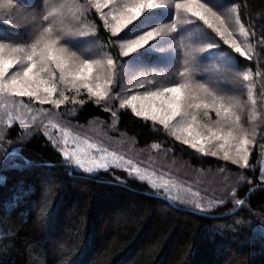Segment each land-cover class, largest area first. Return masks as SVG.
Returning a JSON list of instances; mask_svg holds the SVG:
<instances>
[{
  "label": "trees",
  "instance_id": "1",
  "mask_svg": "<svg viewBox=\"0 0 264 264\" xmlns=\"http://www.w3.org/2000/svg\"><path fill=\"white\" fill-rule=\"evenodd\" d=\"M226 2L237 6L255 46L253 59L226 46L252 70L261 100L262 128L248 165L202 153L130 107L114 114L88 96L66 106L59 118L73 121L67 125L50 119L46 132L26 135L17 121L1 129L0 264H264V234L253 228L257 215L264 222V0ZM88 19L122 63L120 42L133 31L114 35L96 9ZM93 119L115 121L140 148L164 149L154 157L162 153L203 171L236 173V200L205 194L69 127Z\"/></svg>",
  "mask_w": 264,
  "mask_h": 264
},
{
  "label": "rangeland",
  "instance_id": "2",
  "mask_svg": "<svg viewBox=\"0 0 264 264\" xmlns=\"http://www.w3.org/2000/svg\"><path fill=\"white\" fill-rule=\"evenodd\" d=\"M125 2L126 0H116L113 5L104 8V0H0V24L5 26H0V44L6 45L3 52L5 58L23 57L33 44L43 38L58 40L57 47L67 49L66 55L75 53L72 61L77 67L85 59L94 62L93 72L86 81L74 79L67 74L61 80L60 70L54 62L50 63L48 72L41 73V79L47 83L39 84V99L0 93V139L5 136L1 129H6L17 121L26 135L39 129L46 132V121L50 119L60 121L63 125L72 123L71 120H61L59 117L65 114L68 104H81L82 96L93 97L114 114L123 107L133 110L135 105L137 111L148 113L144 117L151 118L156 114L160 119H165L171 112L160 111L162 101L169 99L172 94H159L163 93L164 88L186 85L187 87L181 89L187 97L182 102L181 115L167 120V124L163 126L175 138L183 142L188 140L191 146L196 144L195 148L199 151L203 148L202 153L212 155L216 152L215 156L225 159L224 153L227 151L232 157L227 160L234 162L239 139L228 135L231 130L234 137H246L252 141L245 146L249 160L254 142L262 128V112L252 70L241 66L236 57L226 51V46L232 47V42L235 41L251 59L255 55V46L239 18L237 6L226 0H200L216 13L213 16L212 13L205 12L212 24L209 27L192 13L183 8H175L176 3L186 4L189 0H168V4L154 10L147 21L151 27L144 26L145 31H151L152 28L159 29L166 25L163 28L164 34L137 50L152 54L150 56L153 59L141 61L135 56L131 57L137 52L124 55L127 48L123 45L143 35V32L137 30L134 34L129 33L120 42L121 55L126 58L117 64L97 38L96 28L88 19V13L92 9L100 14L103 11L107 19L101 16L106 25H114L111 14ZM96 4L101 7L97 8ZM155 11L163 12L157 14ZM49 13L52 15L49 16ZM45 16H48V20L44 19ZM173 24L176 25V31L169 33ZM46 28H51V33H45ZM129 30L131 26L121 32ZM209 45L212 47L209 48ZM15 48H24L25 52H13ZM109 59L113 61L111 66L107 64ZM26 64L27 61H24L22 65L10 68L4 79H10L13 74L22 72ZM246 74L249 76L248 80L244 79ZM109 80L111 83H108ZM86 83L92 86L93 92L97 91L99 85L98 90L107 95L103 98L93 95L84 86ZM53 86L55 91L50 94L44 91L45 87ZM153 93L157 95H150ZM133 96L137 99L132 100ZM61 100L63 103L58 104ZM221 105L229 108V111L225 113ZM63 117L67 118L65 115ZM155 121L160 123L159 119ZM69 127L76 133H89L86 135L114 151L124 153L144 166L171 174L185 184L201 189L205 194L236 200L235 191L238 186L232 182L236 173L203 171L182 160L163 159L162 153H157V157H154V151L162 152L164 149L159 146L138 147L134 138L117 130L115 121L106 124L100 119H93L81 127L74 124ZM209 129L222 139L213 137ZM221 144L224 145L223 148L220 147ZM235 164L244 166L243 160ZM237 202L240 203L239 200ZM257 220L259 222L253 228L256 234L262 235L264 222L260 215H257Z\"/></svg>",
  "mask_w": 264,
  "mask_h": 264
},
{
  "label": "snow or ice",
  "instance_id": "3",
  "mask_svg": "<svg viewBox=\"0 0 264 264\" xmlns=\"http://www.w3.org/2000/svg\"><path fill=\"white\" fill-rule=\"evenodd\" d=\"M115 2L116 0H104L103 7L107 8L110 5H113ZM167 4L168 0H126L125 3H123L120 7L114 10V12L111 14V19L115 21V24L108 25L109 27H111V30L114 35L120 33L124 29L129 28V26H131V31H133V34L137 30L143 32V35H139L136 39L130 40L126 45H123V47L127 48V51L124 53V55L137 52L138 49L144 48L146 45L149 44L150 41H153L156 37H160L164 34L163 28L167 27L166 25L162 26V28L159 29L152 28L151 31H145L144 26L151 27V25L147 24V21L150 19L154 10H159L161 7H164ZM95 6L97 8L101 7L99 4H96ZM175 8H183L185 11L192 13L193 16H196L199 18V20L204 21V23L207 24L209 27H212V24L205 15V12L212 13L213 16H216V13L212 11V8L209 7L207 3H201L200 0H189V3L186 4L176 3ZM51 15L52 13H49V16ZM101 15L105 16V19H107V16L105 13H103V11H101ZM44 19L48 20V16H45ZM217 19H219V17H217ZM221 23H223L222 20ZM44 31L45 33H51L52 29L46 28ZM175 31L176 25L173 24L169 29V33ZM216 31L218 33L220 32L218 28L216 29ZM241 31L243 32V29H241ZM220 34L223 35V33ZM57 44L58 40L56 39L42 38L41 40H38L35 44H33L31 46V50L28 51L23 57L13 56L9 58H5L3 55L4 48L6 47V45L0 44V93H8L16 96L37 97V99H39V97L37 96L39 84L47 83L46 81L41 79V73L48 72V65L53 62L61 72V80H64L65 74H67L69 76H72L74 79L86 81L93 72L94 62L85 59L77 67L72 61V57H74L76 54L71 53L70 55H66L68 50L62 46L57 47ZM211 47L212 45H209V48ZM232 47L235 49V52L239 53L240 55L246 56L248 59L252 58L250 56H247V53H245L241 49V47L235 43V41L232 42ZM12 51L24 53L25 49L15 48ZM24 61H27V64L26 66H23L22 72H17L13 74L10 79H4L6 73L10 68H13L16 65H22ZM107 64L111 66L113 65V61L109 59L107 61ZM52 75L54 76V73H52ZM181 75H184V73H181ZM244 79L248 80L249 76L246 74L244 76ZM108 83H111V80H109ZM34 85L36 87H34ZM84 86L87 87L88 91L93 95L100 96L101 98L107 95V93H102L98 90L99 85H97V91L95 92H93V88L90 84L86 83ZM182 87L187 86L183 85L163 89V93L159 94L160 96H163L164 93H171L172 95L169 99L162 101L160 111H170L171 115L166 116L165 119H160L158 115L153 114L151 116V119H153L154 121L159 119L160 123L166 125L167 120L181 115L182 102H185L187 99V97L181 91ZM44 91L50 94L51 92L55 91V87H45ZM150 95L157 94L153 93ZM64 99L66 100L67 97H64ZM131 99L136 100L137 97L133 96ZM43 102L45 101H41V103ZM57 103H63V100ZM123 106L124 105H122V107ZM205 107H211V105H205ZM220 107L223 108V111L225 113L229 111V108L224 107L223 105H221ZM219 110L220 109L218 108V113ZM133 111L136 112L137 116L148 115L147 112L137 111L135 105H133ZM193 119H195V117H193ZM209 132L216 139H222V137L217 136L216 133L211 132L210 129ZM228 135L233 139H239V147H237L236 150L237 158L234 160V162L240 163V161L243 160L244 166H247L248 150L245 146L252 143V141L248 140L246 137H234L231 130L229 131ZM184 143H190V141L184 140ZM192 147L195 148L196 144H192ZM220 147L223 148L224 145L221 144ZM200 150L203 151V148H201ZM64 155L67 157L68 153H64ZM212 155H217V153L213 152ZM224 158L232 159V157L229 156V153L227 151L224 153ZM76 163L80 165V167H83V164L79 160H77ZM98 167L103 168L105 167V165H99ZM86 170L93 171L94 169Z\"/></svg>",
  "mask_w": 264,
  "mask_h": 264
},
{
  "label": "water",
  "instance_id": "4",
  "mask_svg": "<svg viewBox=\"0 0 264 264\" xmlns=\"http://www.w3.org/2000/svg\"><path fill=\"white\" fill-rule=\"evenodd\" d=\"M243 201V200H242Z\"/></svg>",
  "mask_w": 264,
  "mask_h": 264
}]
</instances>
